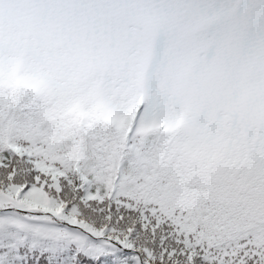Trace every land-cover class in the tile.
<instances>
[{
	"label": "snow or ice",
	"instance_id": "6c2138e0",
	"mask_svg": "<svg viewBox=\"0 0 264 264\" xmlns=\"http://www.w3.org/2000/svg\"><path fill=\"white\" fill-rule=\"evenodd\" d=\"M0 264H264V0H0Z\"/></svg>",
	"mask_w": 264,
	"mask_h": 264
}]
</instances>
